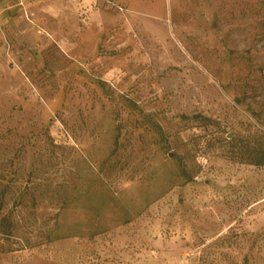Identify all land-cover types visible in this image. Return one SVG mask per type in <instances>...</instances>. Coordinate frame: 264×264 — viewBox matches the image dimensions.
<instances>
[{"label": "rangeland", "instance_id": "1", "mask_svg": "<svg viewBox=\"0 0 264 264\" xmlns=\"http://www.w3.org/2000/svg\"><path fill=\"white\" fill-rule=\"evenodd\" d=\"M0 199V264H264V0H0Z\"/></svg>", "mask_w": 264, "mask_h": 264}, {"label": "trees", "instance_id": "2", "mask_svg": "<svg viewBox=\"0 0 264 264\" xmlns=\"http://www.w3.org/2000/svg\"><path fill=\"white\" fill-rule=\"evenodd\" d=\"M2 207V200L0 199V208ZM8 227H10V224L7 225Z\"/></svg>", "mask_w": 264, "mask_h": 264}]
</instances>
